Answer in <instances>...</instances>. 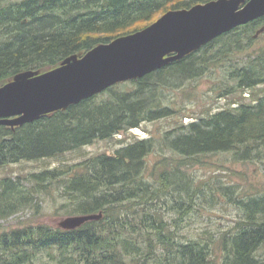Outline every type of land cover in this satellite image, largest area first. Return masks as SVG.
<instances>
[{"label": "trees", "instance_id": "obj_1", "mask_svg": "<svg viewBox=\"0 0 264 264\" xmlns=\"http://www.w3.org/2000/svg\"><path fill=\"white\" fill-rule=\"evenodd\" d=\"M212 1L216 0H0V87L23 72L41 75L68 58H82L99 45L148 28L170 11ZM262 29L264 18L66 110L14 129L0 126L3 167L55 158L174 118L179 109L165 103L166 92L209 73L219 74V97L228 99L226 107L164 134L165 149L173 155L162 156L150 174L148 156L156 140L135 137L113 155L1 179L0 220L32 209L37 188L52 184L61 186L69 198L70 216L103 218L70 231L28 224L0 233V264H35L44 256L53 264H264V192L238 198L233 187H221L241 216L232 232L218 239L179 242L177 219L166 217V210L188 214L203 194L206 184L184 168L223 153L236 162L264 164ZM25 182L33 186L26 188ZM214 249L221 251L218 263Z\"/></svg>", "mask_w": 264, "mask_h": 264}, {"label": "water", "instance_id": "obj_2", "mask_svg": "<svg viewBox=\"0 0 264 264\" xmlns=\"http://www.w3.org/2000/svg\"><path fill=\"white\" fill-rule=\"evenodd\" d=\"M260 18L264 0H216L170 11L148 28L99 45L82 58H68L45 74L23 72L0 87V126H23L117 84L141 79ZM102 218V214L72 216L59 227L76 230Z\"/></svg>", "mask_w": 264, "mask_h": 264}, {"label": "rangeland", "instance_id": "obj_3", "mask_svg": "<svg viewBox=\"0 0 264 264\" xmlns=\"http://www.w3.org/2000/svg\"><path fill=\"white\" fill-rule=\"evenodd\" d=\"M16 1V0H13ZM244 6V5H242ZM219 74L209 73L195 83H187L185 86L166 92L165 103L179 109V115L174 118L163 119L157 122L144 124L142 127L143 137H153L156 140V149L148 156L149 168L162 156L171 157V151L165 149L163 136L172 132L179 125H188L196 121L198 116L213 113L227 106L228 99L219 97L220 85ZM245 94H250L246 91ZM248 95H246V98ZM178 133L175 132L174 135ZM134 136L128 132L122 138L96 141L77 151L65 153L61 156L40 161H22L0 167V180L3 178L17 179L19 176H28L33 173H41L52 170L63 164H77L86 159L97 157L102 154L113 155L117 150L130 144ZM161 142L163 144H161ZM158 147V148H157ZM203 164L184 168L189 176L197 182L206 184L203 194L195 199L193 208L186 215L166 210V217L177 219L180 230L177 241L189 242L193 240L218 239L224 233H231L235 224L240 219V212L220 191L221 187H233L238 198L250 194L264 192V164L258 162H236L231 154H216L205 157ZM26 188L33 185L23 183ZM61 187V186H60ZM58 185H50L47 189L37 188L39 194L35 196L32 209L24 210L12 217L0 220V233L17 229L23 225H46L59 228V224L70 216L71 207H67L69 198L64 196L63 188ZM181 219V220H180ZM175 225V220L170 221ZM264 257V248L260 250ZM213 255L216 260L221 258V251L214 249ZM217 263L220 262L216 261ZM53 264L47 256L35 264Z\"/></svg>", "mask_w": 264, "mask_h": 264}, {"label": "built area", "instance_id": "obj_4", "mask_svg": "<svg viewBox=\"0 0 264 264\" xmlns=\"http://www.w3.org/2000/svg\"><path fill=\"white\" fill-rule=\"evenodd\" d=\"M135 132H136L137 134H139V133L141 134L140 130H138V129H136Z\"/></svg>", "mask_w": 264, "mask_h": 264}]
</instances>
